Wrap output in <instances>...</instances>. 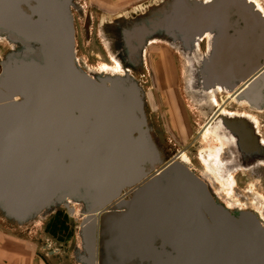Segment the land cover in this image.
Instances as JSON below:
<instances>
[{"label": "water", "instance_id": "water-1", "mask_svg": "<svg viewBox=\"0 0 264 264\" xmlns=\"http://www.w3.org/2000/svg\"><path fill=\"white\" fill-rule=\"evenodd\" d=\"M77 7L0 0V40L11 46L0 61V217L23 227L82 205L77 264H264L260 218L228 209L179 156L166 161L133 74L147 47L165 44L191 62L197 99L243 82L237 103L262 110L264 15L249 0H165L115 23L119 73H90L76 55ZM205 37L212 56L197 63ZM217 123L233 135L252 121ZM105 181L93 202L90 185Z\"/></svg>", "mask_w": 264, "mask_h": 264}, {"label": "rangeland", "instance_id": "rangeland-1", "mask_svg": "<svg viewBox=\"0 0 264 264\" xmlns=\"http://www.w3.org/2000/svg\"><path fill=\"white\" fill-rule=\"evenodd\" d=\"M163 1L165 0H76L78 9H73L76 55L83 68L90 73L101 71L119 73L121 66L113 59L109 48L115 23L141 16ZM252 1L254 0L250 2L252 3ZM255 1L264 10V0ZM256 8L258 9L257 6ZM10 50L11 46L6 41L0 40V61ZM173 50L175 49L165 44H155L149 50L151 62L156 60L155 56L159 58L154 67V73L157 82L158 80L164 81L162 82L163 86L160 84L156 86L152 68L149 69L150 72L146 67L142 68L135 75L141 82L149 101L150 107L149 105L146 107V112L154 135L163 149L167 162L185 147L183 150L186 151L187 149L188 151L179 157L180 161L190 165L201 175L212 188L216 197L225 205L232 208L238 207L228 209L243 210L244 204L236 190L233 176L228 182L226 181L227 183L222 178L225 184L218 182L217 178L207 170L200 160L201 154L211 153L213 156L219 155L217 159L219 161L225 152L227 144L222 145L216 140L206 141L204 127L209 122L213 126L218 124L217 116L220 115L221 110L216 111L208 121L207 119L215 109L227 101L226 94L219 93V96L210 102L208 109L202 111L196 104V97L188 90V87L195 88L194 77L191 75L192 70L189 69L191 62L187 61L182 53L179 55ZM173 52L176 60L173 57ZM242 88L245 89V85L240 89ZM236 94L229 95L236 97ZM233 102L235 101L229 100L230 104H227L226 111L246 113L255 117L257 119L256 124L264 134V110L252 112L244 107L247 104L241 105L243 107L239 108ZM245 117L249 118L248 116ZM201 130L202 135L198 139V133ZM197 139L201 145L190 147ZM228 141L230 142V140ZM195 148L197 151H194ZM193 157L195 158L194 161L192 160ZM200 166L202 167L201 171ZM218 171L219 173L222 172V167L219 165ZM213 182H218L220 189H213ZM247 182L249 185L245 190H248L246 193L250 200L248 205L262 214L258 202L260 199H264V196L261 194L262 191L256 187L259 185L257 178H251ZM102 185L106 186L104 183ZM81 214L77 210L75 215L69 216L65 210L59 209L47 218L23 227L12 225L0 217V230L5 233L2 242L4 247L29 254L33 264H77L74 253L76 247L80 246Z\"/></svg>", "mask_w": 264, "mask_h": 264}, {"label": "flooded vegetation", "instance_id": "flooded-vegetation-1", "mask_svg": "<svg viewBox=\"0 0 264 264\" xmlns=\"http://www.w3.org/2000/svg\"><path fill=\"white\" fill-rule=\"evenodd\" d=\"M211 41H212L211 38L205 37L198 44V46L196 48V55L198 57L197 63H200L199 60H201L202 58L212 56L213 49H212ZM153 45H155V44H151L145 50L143 58H142V66L136 72L133 73L134 75L138 74L139 71L145 67L148 70L150 68H152L153 73H154V67L158 63L159 58L155 56L156 60L154 62H151V59L149 58L150 57V55H149L150 51L149 50L151 49V46H153ZM173 51H175V53H178V54L180 53L177 50H173ZM175 53H174L173 57L176 60L177 58L175 56ZM222 71H224V70L219 69V72H222ZM149 72H150V70H149ZM150 76H151V74H150ZM153 78H154L156 86H157V84H158V86H159V84L161 86H163L162 82H164V81L158 80V82H157L155 73L153 75ZM243 85H244L243 82H238V83H236V85L233 87V89L231 91L225 90L223 88H221L222 90H220L219 87H217L215 89V97L219 96V93H225L226 97L229 94H235L238 90H240V88ZM210 95L211 94H208V95L206 94L203 97H201L200 99L195 98L196 104L200 107V109L202 111H205L208 109L209 104L212 101L209 98ZM145 99H146V107H147L149 105L147 95H146ZM226 100L227 101L223 105H221L223 107H224V105H226V106L224 108L220 106L217 109H215L210 114V117L207 119V121L210 118H212V116H214V113L216 111L219 112L221 109L226 110L225 108L228 106L227 104L229 103L230 99H226ZM233 103L236 104L239 108L243 107L236 102H233ZM149 107H150V105H149ZM244 107H247V109L249 111H252V112H260L261 111V110L252 109L248 106H244ZM263 110H264V108H263ZM224 116H230V117L248 116L249 118H251L250 119L252 121L251 124H249L247 126H238L239 130L236 131L235 134H233V135H230L229 133L222 131V134H223L222 136H224V139H225L224 145L225 144H227V145L225 146V152H224L223 156L221 157V159L217 162L218 163L217 165H220L222 167L221 173H223L222 175H224L223 178L225 181L228 182L230 180V178L233 176V179L235 181L236 190L238 192V195L241 198L242 203L244 204L243 207L241 206L243 208V210L254 212L255 214H257V216L260 218L261 222L264 224V203H263L264 199H260L258 202L260 205V209L262 211V214H263L262 215L258 211L253 209L250 205H248V204H250V200H249L248 196L246 195V193H248V190H245L247 188V186L249 185V183L247 181L251 178L256 177L257 182L259 184L256 187H257V189H260L262 191L261 194L264 196V134L261 132L258 125L256 124L257 119H255V117H253L249 114L235 112V111L234 112L226 111V113L224 115H222L220 117L217 116V118L220 121L221 117H224ZM202 130L198 133V137H197L198 139L201 138ZM198 139L195 140V143H193L190 147H196L198 145H201V143L198 141ZM234 139H236V140L240 139L241 140V141L239 140L240 146H239V144H237L234 141ZM228 140H230V142ZM254 140L256 141V144L259 146H254ZM243 142L246 143L245 146H243V144H242ZM184 148H182V150L179 151L176 155L179 157L182 154L185 155L186 151H188V150L186 149V151H185V150H183ZM194 151H197V149L195 148ZM192 160L194 161L195 158L193 157ZM197 160H198V157H197ZM212 166H215V164L213 165V163H212ZM201 170H202V167L200 166V171ZM212 187H213V189H220V184L218 182H213ZM129 196H130V193L124 192L121 197H123V199H128ZM70 207L73 209V212H74L73 215H75L77 213V210H79L81 212L83 209L82 205H79L77 203H70ZM62 209L65 210L69 216L71 215L67 209H65V208H62ZM129 264H140V262H139V260H135Z\"/></svg>", "mask_w": 264, "mask_h": 264}, {"label": "bare ground", "instance_id": "bare-ground-1", "mask_svg": "<svg viewBox=\"0 0 264 264\" xmlns=\"http://www.w3.org/2000/svg\"><path fill=\"white\" fill-rule=\"evenodd\" d=\"M251 1V0H250ZM254 2V4L256 3V1H252V3ZM258 7V10L264 15V10L256 3L255 4ZM209 38V37H208ZM193 62V61H192ZM220 90L221 87H219ZM244 89V88H242ZM240 89V90H242ZM238 90V92L240 91ZM219 93V92H218ZM210 99L213 101L215 99V90H212L210 93ZM207 94V95H208ZM227 99H230L231 101H235L237 102V97H235V95H227ZM246 103H243L241 105H245ZM226 113V110L221 109L220 111V115H223ZM219 125L216 124L215 126L211 125L210 122L206 124V126L204 127L205 129V137H206V141L209 142L210 140H216L218 141L220 144L224 145V136H222L223 134L219 131L218 129ZM218 154H220V152H218ZM219 155H212L211 153H207V154H201L200 155V160L202 162V164L207 168V170H209V172H211L216 178L218 182H224L222 180L223 175L222 173H219L218 171V163H217V159H218ZM213 161V162H212ZM216 162V163H215ZM215 164V166H212ZM217 165V166H216ZM190 166V165H189ZM191 167V166H190ZM220 167V165H219ZM220 170V169H219ZM201 176V175H200ZM203 179V178H202ZM226 182V181H225ZM224 182V184H225ZM107 183V181L105 182H99L98 184H91L90 186L92 187L90 189V191L88 192L90 199L95 202L98 203L106 194H105V188L106 186L102 185V184ZM207 183V182H206ZM227 183V182H226ZM208 184V183H207ZM223 184V185H224ZM209 185V184H208ZM210 187V186H209ZM227 208H231V209H236V208H232V207H228L227 205H225Z\"/></svg>", "mask_w": 264, "mask_h": 264}, {"label": "crops", "instance_id": "crops-1", "mask_svg": "<svg viewBox=\"0 0 264 264\" xmlns=\"http://www.w3.org/2000/svg\"><path fill=\"white\" fill-rule=\"evenodd\" d=\"M5 233L0 230V264H33L31 256L27 253L16 252L7 247H4L3 238Z\"/></svg>", "mask_w": 264, "mask_h": 264}]
</instances>
